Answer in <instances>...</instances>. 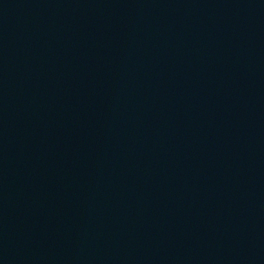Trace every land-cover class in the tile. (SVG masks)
I'll use <instances>...</instances> for the list:
<instances>
[{"label": "water", "instance_id": "water-1", "mask_svg": "<svg viewBox=\"0 0 264 264\" xmlns=\"http://www.w3.org/2000/svg\"><path fill=\"white\" fill-rule=\"evenodd\" d=\"M0 264H264V0H0Z\"/></svg>", "mask_w": 264, "mask_h": 264}]
</instances>
